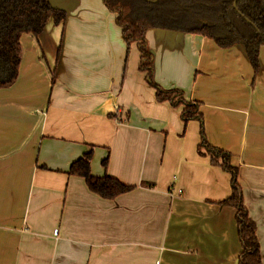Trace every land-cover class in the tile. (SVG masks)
Returning <instances> with one entry per match:
<instances>
[{"label": "crops", "instance_id": "crops-1", "mask_svg": "<svg viewBox=\"0 0 264 264\" xmlns=\"http://www.w3.org/2000/svg\"><path fill=\"white\" fill-rule=\"evenodd\" d=\"M49 1L64 23L21 36L24 63L0 88V264H237L236 209L220 203L231 174L199 147L201 122L156 100L104 0ZM91 13L99 40H80ZM146 41L154 80L199 101L207 143L230 153L264 264V45L254 74L241 44L157 28ZM90 150L93 175L134 188L107 199L67 174Z\"/></svg>", "mask_w": 264, "mask_h": 264}, {"label": "trees", "instance_id": "trees-1", "mask_svg": "<svg viewBox=\"0 0 264 264\" xmlns=\"http://www.w3.org/2000/svg\"><path fill=\"white\" fill-rule=\"evenodd\" d=\"M104 3L115 14L127 49L131 43H136L138 68L145 72L146 81L155 89L156 100L167 101L174 107L181 106L184 124L192 119L199 120V147H205L220 158V162L211 161L230 172L231 192L220 203L236 209L235 220L241 244L237 264H262L256 225L243 204L242 190L237 181L238 170L230 164V153L207 143L199 101L188 100L181 89L163 88L154 80V54L147 44L146 32L157 28L199 34L212 39L221 48L241 44L256 74L259 49L264 45V0H104ZM49 19L55 25L63 24L66 11L54 7L49 0H0V88L10 86L18 77L21 36L29 34L38 40ZM60 52L61 42L56 52V63ZM51 78L54 79L53 73ZM91 158L92 150L74 160L67 174L82 177L90 191L107 199L134 188L106 173L93 175ZM106 159L102 160L103 165Z\"/></svg>", "mask_w": 264, "mask_h": 264}, {"label": "rangeland", "instance_id": "rangeland-1", "mask_svg": "<svg viewBox=\"0 0 264 264\" xmlns=\"http://www.w3.org/2000/svg\"><path fill=\"white\" fill-rule=\"evenodd\" d=\"M86 1H89V0H86ZM82 5H81V7H82ZM102 6H103L104 9H106V11H109L103 1H102ZM106 11L103 10V13L106 12ZM103 13H102V15H103ZM91 15H92V17L94 19V24H91L93 26H87V28L85 29V32H83V30H82V32H81L82 35H81V39L80 40H99L98 38H95V37L93 38L91 35H92L93 32H96V31L100 30V21L99 20H100L101 17H99L98 15H94V13H91ZM95 20H97V21H95ZM55 40H61L60 42L62 44V40H63L62 33L58 34L57 37H55ZM39 54H40V58H39L40 61L42 63H44V58H43V55H41L42 54L41 51H38V55ZM21 60H22V63H24L23 59H21ZM57 65H58V63H55L53 69H55L57 67ZM53 81H55V79Z\"/></svg>", "mask_w": 264, "mask_h": 264}, {"label": "water", "instance_id": "water-1", "mask_svg": "<svg viewBox=\"0 0 264 264\" xmlns=\"http://www.w3.org/2000/svg\"><path fill=\"white\" fill-rule=\"evenodd\" d=\"M248 23H250L251 25H253L250 21L247 20Z\"/></svg>", "mask_w": 264, "mask_h": 264}, {"label": "built area", "instance_id": "built-area-1", "mask_svg": "<svg viewBox=\"0 0 264 264\" xmlns=\"http://www.w3.org/2000/svg\"><path fill=\"white\" fill-rule=\"evenodd\" d=\"M181 190L179 189L178 192H180Z\"/></svg>", "mask_w": 264, "mask_h": 264}]
</instances>
